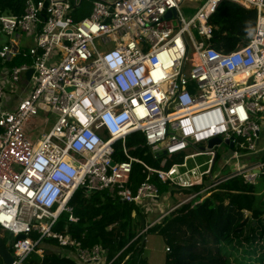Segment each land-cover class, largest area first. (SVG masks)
Wrapping results in <instances>:
<instances>
[{
    "label": "built area",
    "instance_id": "obj_1",
    "mask_svg": "<svg viewBox=\"0 0 264 264\" xmlns=\"http://www.w3.org/2000/svg\"><path fill=\"white\" fill-rule=\"evenodd\" d=\"M223 1L256 11L249 40L226 52L212 43V18ZM186 2L195 6L184 7ZM92 3L82 19L74 17L81 0H24L21 14L0 15V34L7 37L0 46L2 62L20 54L22 34L34 41L27 48L32 63L9 66L0 80V228L16 235L12 264H24L32 253L43 256L45 239L81 264H110L101 244L85 246L67 228L56 229L63 213L78 220L70 201L79 188L108 190L136 205L160 199L154 176L175 188H193L151 226L229 178L242 175L256 184L264 174V161L241 162L244 151L256 150L264 127V0ZM170 11L177 27L167 18ZM30 69L29 94L7 109L8 88ZM51 113L57 114L52 128L38 140L30 138L31 116ZM132 133L144 136V154L151 153L158 165L131 154L126 139ZM215 137L221 143L209 147ZM226 140L233 145L215 173V147ZM117 141L126 157L121 161L114 160ZM190 149L182 162L166 166L162 160L164 151L174 156ZM201 155L208 159L188 164ZM134 163L145 173L135 188ZM227 166L232 171L221 176Z\"/></svg>",
    "mask_w": 264,
    "mask_h": 264
},
{
    "label": "trees",
    "instance_id": "obj_2",
    "mask_svg": "<svg viewBox=\"0 0 264 264\" xmlns=\"http://www.w3.org/2000/svg\"><path fill=\"white\" fill-rule=\"evenodd\" d=\"M23 10L24 0H0V15L4 11L19 15ZM212 22L216 27L212 43L217 49L226 52L249 40L255 29L256 11L223 1ZM242 28L248 30L249 34L233 32V29ZM23 63H32L26 48H22L20 54L8 64L13 66ZM126 145L133 156L152 165L159 164L151 153L144 154L148 146L141 133L129 135ZM115 150V161L126 158L120 141L115 143ZM183 158L184 155L182 161ZM261 161H264V155ZM173 162L175 160H166V166ZM143 170L140 163H134L131 176L133 188L145 179ZM261 177L264 178V174ZM152 180L161 195L174 194L178 189L186 193L193 190L174 188L156 176ZM258 192L259 184L246 182L242 175L234 176L218 184L199 202L195 203L194 200L181 204L152 224L145 235L152 231L163 236L169 248L163 264H264V200ZM70 204L78 220L70 221L69 213H63L57 223V230L64 231L67 228L68 233L82 240L85 246L101 244L107 263L147 262L143 257L146 240L142 242L141 234L146 216L141 205L124 202L108 190L89 192L85 188H79L74 193ZM33 236L37 237L36 234ZM2 238L13 243L10 237ZM43 243L44 255L32 253L26 258L25 264H81L56 241L45 239Z\"/></svg>",
    "mask_w": 264,
    "mask_h": 264
},
{
    "label": "rangeland",
    "instance_id": "obj_3",
    "mask_svg": "<svg viewBox=\"0 0 264 264\" xmlns=\"http://www.w3.org/2000/svg\"><path fill=\"white\" fill-rule=\"evenodd\" d=\"M194 7L195 5L191 2H186L184 4V7ZM185 13L187 15L193 13V9H189V8H185ZM167 18L168 19H171L172 22H173V25L175 27L178 26V20L177 18L174 16L173 12L170 11L167 15ZM245 32V34H249V31L246 30L245 28H242L241 29H233V32L235 33H239V32ZM247 37V36H246ZM12 97V101L15 99V96L13 95L12 92H9ZM8 101V95H7V100H6V103ZM56 116L57 114L56 113H51V116L49 118H45L41 115L39 116H31L30 118V122H28L26 124V130H28L29 134L28 136L30 138H33V139H36V137H41L43 133H47L53 126L55 120H56ZM259 143H258V146L256 148L255 151H249V152H244V153H247L249 156H250V160L249 162L255 164L257 162H260L261 159H262V156L264 155V127L261 131V134H260V139H259ZM203 146V145H201ZM216 151H217V154L219 155L218 158H217V161H216V165L214 167V172L217 173V171L219 170V168H221V165L224 164V156H228L230 154V147L229 145H227L226 143H223L221 146H218V147H215ZM193 150L190 149L189 151H185L181 154H177V155H174V156H163L162 157V160L163 161H166L168 159H172V160H175V162H181V157L184 155V154H188L190 152H192ZM208 159V156H205V155H201V156H198L196 157L195 159H189L188 161V164L189 165H192L194 164L195 162L196 163H202L204 162L205 160ZM232 167L230 166H227L225 167L224 169L221 170V176L223 175H226L228 173H230L232 170ZM260 186L261 188H264V178L260 177ZM175 188V187H174ZM182 192V193H180ZM184 193V195H183ZM174 198L172 197V199H169V204L167 206H165V209L168 210L170 209L171 207H173L175 204H177L179 201V199H184L185 197H187V194L186 192H184L183 190H177L175 193H174ZM199 202V200L197 201ZM195 202V203H197ZM159 206L158 209L161 210L162 208V205H157ZM156 206V207H157ZM149 208L153 209V206H149ZM144 209V208H143ZM157 211V208L156 210ZM153 212H146V216L148 217L147 220L149 221H153L157 218V216L153 215L152 214ZM159 215V213H158ZM152 219V220H151ZM151 223V222H149ZM149 223H147L146 221V224L147 226H150ZM149 228V227H148ZM0 234L2 236H7V237H10V239L12 240L13 242V245L15 243V239H16V235H14L13 233L11 234L10 231L8 230H5L3 228H0ZM167 250V245L164 241V238L163 236H161L160 234L156 233V232H148L147 233V236H146V247L144 249V257L147 259V262H149L148 264H158L159 262H163L165 261V256H166V253L165 251Z\"/></svg>",
    "mask_w": 264,
    "mask_h": 264
},
{
    "label": "crops",
    "instance_id": "obj_4",
    "mask_svg": "<svg viewBox=\"0 0 264 264\" xmlns=\"http://www.w3.org/2000/svg\"><path fill=\"white\" fill-rule=\"evenodd\" d=\"M92 2H93V0H81L80 6L74 12V17L76 19H82V18H84L86 16H89L91 14V12H92V9H93V3ZM1 14H14V13L11 12V11H4ZM20 40H21L22 48H26V49L28 48V46H31L34 43L32 37H30V36H28L26 34H22ZM5 41H7V37L0 34V46ZM8 63H10V62H8ZM8 63H4L0 59V80H1V78L5 77L6 74H7V68L10 66ZM29 80H30V78H28L27 75H24L18 85H15V86H13L11 88L10 87L8 88V101L5 104L6 107H7V109H15L17 107L18 103L24 97H26L29 94V92L31 90V83L29 82ZM9 92H12L13 95L15 96V99L13 101H12V97L9 96V95H11ZM38 138L36 137V139H33V138L32 139L33 140H38ZM229 147H231L230 144H229ZM249 160H250V156L247 153H242L241 162L243 164H245V165H253V163L249 162ZM260 177H259V179H260ZM259 179L257 181V184H259V192H258V194L261 195L263 197V200H264V188H261V186H260V180ZM180 193H182V192H180ZM174 195L175 194L167 193V194L161 195L160 196V199H158V200L146 201L145 203H143L141 205L142 206V209L144 208L143 213L145 214L146 212H153L152 214L155 215V216H157V218H158L161 215V213L166 210L165 209V206H167L169 204V199H172V197L174 198ZM183 195H184V193H183ZM182 200L183 199H181V200L179 199V201H177V202L179 203ZM157 205H162L161 210L158 209L159 206H157ZM149 206H153L152 211L149 208ZM156 208H157V211H155ZM158 213H159V215H158ZM145 216H146V214H145ZM147 218L148 217L146 216V219L143 221V224L146 223V221H147V223H149V222L152 223V222H154L157 219L156 218L153 221H149V220H147ZM0 236L3 237L1 234H0ZM6 242H9V241H6ZM42 246L44 247V250H45V244L44 243H42ZM145 247H146V245H145ZM165 253H166V251H165ZM68 254L71 255L72 253H70V251L68 250ZM143 254H144V252H143ZM143 257H144V255H143ZM165 259H166V256H165ZM0 261H2L1 257H0ZM146 261H147V259H146ZM104 262H105V260H104ZM164 262L165 261L159 262L158 264H163ZM148 263L149 262H146L145 264H148ZM2 264H3V262H2Z\"/></svg>",
    "mask_w": 264,
    "mask_h": 264
},
{
    "label": "water",
    "instance_id": "obj_5",
    "mask_svg": "<svg viewBox=\"0 0 264 264\" xmlns=\"http://www.w3.org/2000/svg\"><path fill=\"white\" fill-rule=\"evenodd\" d=\"M32 74V69L28 70L26 75L28 78H30ZM221 138L219 137H215L212 138L209 143L208 146L209 147H213L215 144L217 143H221ZM226 143H229L231 146L233 145L232 142H230L229 140H226ZM166 152L164 151L163 154H165ZM149 226L146 225V223L143 224V230H142V242L144 243L146 240V235L145 232L148 229ZM17 238L21 239V238H25L24 234H19L17 236ZM0 257L2 259L3 264H12L14 262V256L13 253L11 251V242H6L3 240V238L0 236Z\"/></svg>",
    "mask_w": 264,
    "mask_h": 264
},
{
    "label": "snow or ice",
    "instance_id": "obj_6",
    "mask_svg": "<svg viewBox=\"0 0 264 264\" xmlns=\"http://www.w3.org/2000/svg\"><path fill=\"white\" fill-rule=\"evenodd\" d=\"M109 59H111V57H109Z\"/></svg>",
    "mask_w": 264,
    "mask_h": 264
}]
</instances>
